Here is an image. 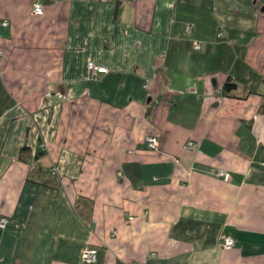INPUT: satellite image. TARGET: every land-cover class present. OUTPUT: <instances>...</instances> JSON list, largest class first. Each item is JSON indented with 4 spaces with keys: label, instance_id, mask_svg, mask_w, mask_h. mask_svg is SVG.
Masks as SVG:
<instances>
[{
    "label": "crops",
    "instance_id": "crops-1",
    "mask_svg": "<svg viewBox=\"0 0 264 264\" xmlns=\"http://www.w3.org/2000/svg\"><path fill=\"white\" fill-rule=\"evenodd\" d=\"M263 6L0 0V264H264Z\"/></svg>",
    "mask_w": 264,
    "mask_h": 264
},
{
    "label": "built area",
    "instance_id": "built-area-1",
    "mask_svg": "<svg viewBox=\"0 0 264 264\" xmlns=\"http://www.w3.org/2000/svg\"><path fill=\"white\" fill-rule=\"evenodd\" d=\"M105 1H107V0H105ZM33 12L35 14H42L43 13V5L41 3H35L33 5ZM3 23H6V21H4ZM186 29L189 30L190 26L187 25ZM193 47H194V49H199L201 46L198 42H194ZM0 53H1V50H0ZM88 68L92 72V74H96L98 72L106 71L105 67L97 66L93 61L88 62ZM142 143L146 148H156L158 145V138H157V136H154V135H148L143 139ZM186 147H188V148L195 147V142L194 141L187 142ZM219 175L221 177H223L224 179H228V177H229V173L225 170L220 171ZM8 224H9V220L7 218H5V217L0 218V227H6ZM220 244L223 248L228 249V248H231L234 246L235 239L231 235H226L221 239ZM96 259H97V250L91 246H86L82 252V260L85 263H93L96 261ZM124 264H147V263L135 262L132 260H128V261L124 262Z\"/></svg>",
    "mask_w": 264,
    "mask_h": 264
},
{
    "label": "trees",
    "instance_id": "trees-1",
    "mask_svg": "<svg viewBox=\"0 0 264 264\" xmlns=\"http://www.w3.org/2000/svg\"><path fill=\"white\" fill-rule=\"evenodd\" d=\"M236 86V84L232 81H227L225 84H224V87H223V92L225 93H229L234 87ZM28 148L27 147H24L23 148V152L27 151Z\"/></svg>",
    "mask_w": 264,
    "mask_h": 264
},
{
    "label": "water",
    "instance_id": "water-1",
    "mask_svg": "<svg viewBox=\"0 0 264 264\" xmlns=\"http://www.w3.org/2000/svg\"><path fill=\"white\" fill-rule=\"evenodd\" d=\"M262 11H264V6L261 8Z\"/></svg>",
    "mask_w": 264,
    "mask_h": 264
}]
</instances>
